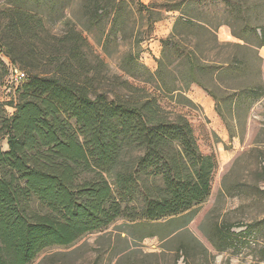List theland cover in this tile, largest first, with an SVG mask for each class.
<instances>
[{"label":"trees","instance_id":"trees-1","mask_svg":"<svg viewBox=\"0 0 264 264\" xmlns=\"http://www.w3.org/2000/svg\"><path fill=\"white\" fill-rule=\"evenodd\" d=\"M106 11L97 6L94 19ZM193 26L213 32L191 17L178 18L172 34L183 36V28ZM259 32L257 53L264 26ZM0 42L27 75L15 87L14 114L0 121V144L7 139V149L0 147V264H30L44 249L71 245L120 217L157 221L210 196L216 161L201 152L190 121L166 110L146 86L128 80L102 86L104 62L74 25L53 33L42 17L17 5L0 13ZM127 59L135 68L126 69L130 76L146 83L161 78L163 65L151 73L136 57ZM182 60L191 69L197 62ZM228 64L232 60L220 63L214 80L238 70ZM230 90L237 117L264 98V83ZM32 199L46 211H31Z\"/></svg>","mask_w":264,"mask_h":264},{"label":"rangeland","instance_id":"rangeland-1","mask_svg":"<svg viewBox=\"0 0 264 264\" xmlns=\"http://www.w3.org/2000/svg\"><path fill=\"white\" fill-rule=\"evenodd\" d=\"M17 5L42 17L53 33L74 25L104 62L102 86L117 88L123 80L146 86L166 110L185 115L201 152L216 161L210 196L191 210L157 221L120 217L71 245L44 249L30 264H264V98L239 117L230 107L238 103L230 89L264 83V47L256 49L264 0H0V13ZM97 6L107 8L99 20ZM191 17L213 32L193 26L183 28V36L172 34L178 18ZM222 25L243 39L222 28L221 37L231 39L221 41ZM128 56L151 73L163 65L161 78L146 83L130 76ZM186 56L195 57L193 69L182 60ZM230 60L238 70L214 80L220 63ZM8 74L1 55L0 121L15 112ZM173 87L179 90L168 93ZM203 87L217 99L197 98L198 92L208 96ZM6 142L1 141L2 150ZM107 178L113 183L110 174ZM30 210L44 213L46 205L32 199ZM243 232L246 237L235 236Z\"/></svg>","mask_w":264,"mask_h":264},{"label":"built area","instance_id":"built-area-1","mask_svg":"<svg viewBox=\"0 0 264 264\" xmlns=\"http://www.w3.org/2000/svg\"><path fill=\"white\" fill-rule=\"evenodd\" d=\"M1 55L3 56V59H7L8 61L9 74L7 77V85H15V87H17L27 78V75L24 71L19 69L8 57H6L0 50V56Z\"/></svg>","mask_w":264,"mask_h":264},{"label":"crops","instance_id":"crops-1","mask_svg":"<svg viewBox=\"0 0 264 264\" xmlns=\"http://www.w3.org/2000/svg\"><path fill=\"white\" fill-rule=\"evenodd\" d=\"M173 23H174V22H173ZM173 25H174V24H173ZM170 27H172V26L170 25ZM222 28H227L229 34L232 35L230 28L227 27V26H225V25H222V26L218 29V37L220 38V40H221V41H226V40L231 39V38H222V37H221V29H222ZM168 33H169V29H168ZM203 91L205 92V90H203ZM206 94H207L208 96L203 95V92H202V93H201V92H198V93H197V98H201L202 100L210 99L211 102H212L213 97L211 98V96H210L208 93H206ZM213 100H214V99H213ZM211 102H210V103H211Z\"/></svg>","mask_w":264,"mask_h":264}]
</instances>
